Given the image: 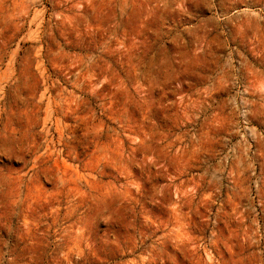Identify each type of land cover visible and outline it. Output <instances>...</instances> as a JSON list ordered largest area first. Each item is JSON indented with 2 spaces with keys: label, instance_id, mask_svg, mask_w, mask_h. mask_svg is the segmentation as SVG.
Segmentation results:
<instances>
[{
  "label": "rangeland",
  "instance_id": "374dc122",
  "mask_svg": "<svg viewBox=\"0 0 264 264\" xmlns=\"http://www.w3.org/2000/svg\"><path fill=\"white\" fill-rule=\"evenodd\" d=\"M0 264H264V0H0Z\"/></svg>",
  "mask_w": 264,
  "mask_h": 264
}]
</instances>
